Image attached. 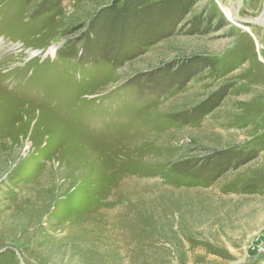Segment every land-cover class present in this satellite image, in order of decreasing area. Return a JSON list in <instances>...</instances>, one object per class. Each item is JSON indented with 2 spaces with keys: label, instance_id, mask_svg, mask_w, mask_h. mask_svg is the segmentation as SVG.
<instances>
[{
  "label": "rangeland",
  "instance_id": "1",
  "mask_svg": "<svg viewBox=\"0 0 264 264\" xmlns=\"http://www.w3.org/2000/svg\"><path fill=\"white\" fill-rule=\"evenodd\" d=\"M233 1L0 0V264H264V29Z\"/></svg>",
  "mask_w": 264,
  "mask_h": 264
},
{
  "label": "water",
  "instance_id": "2",
  "mask_svg": "<svg viewBox=\"0 0 264 264\" xmlns=\"http://www.w3.org/2000/svg\"><path fill=\"white\" fill-rule=\"evenodd\" d=\"M244 0H237V4L234 10V18L241 23L242 25H248V26H257L264 29V5L262 13L259 16H252V17H244L240 15V9L243 6Z\"/></svg>",
  "mask_w": 264,
  "mask_h": 264
},
{
  "label": "bare ground",
  "instance_id": "3",
  "mask_svg": "<svg viewBox=\"0 0 264 264\" xmlns=\"http://www.w3.org/2000/svg\"><path fill=\"white\" fill-rule=\"evenodd\" d=\"M237 4V0H234L232 2V5L230 8L225 9V14L228 17V19L235 21L236 19L234 18V10ZM241 15V14H240ZM244 17H252V16H247V15H242ZM237 21V20H236ZM241 24V23H240ZM245 29H247V27H244ZM52 50V49H51Z\"/></svg>",
  "mask_w": 264,
  "mask_h": 264
}]
</instances>
